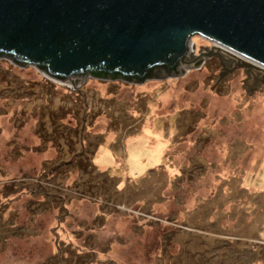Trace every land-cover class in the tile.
<instances>
[{"label": "rangeland", "instance_id": "obj_1", "mask_svg": "<svg viewBox=\"0 0 264 264\" xmlns=\"http://www.w3.org/2000/svg\"><path fill=\"white\" fill-rule=\"evenodd\" d=\"M222 71L68 89L0 58V264H264V90Z\"/></svg>", "mask_w": 264, "mask_h": 264}, {"label": "water", "instance_id": "obj_2", "mask_svg": "<svg viewBox=\"0 0 264 264\" xmlns=\"http://www.w3.org/2000/svg\"><path fill=\"white\" fill-rule=\"evenodd\" d=\"M224 54L264 70V0H0V58L68 89L176 79Z\"/></svg>", "mask_w": 264, "mask_h": 264}, {"label": "flooded vegetation", "instance_id": "obj_3", "mask_svg": "<svg viewBox=\"0 0 264 264\" xmlns=\"http://www.w3.org/2000/svg\"><path fill=\"white\" fill-rule=\"evenodd\" d=\"M216 59L219 61L220 68L223 70L222 73L227 74L233 69H238L237 67H234V65L237 63V60L230 57L229 55H226L220 60L218 58ZM239 69L243 71L244 74L242 84L245 86V88L250 85L254 91L264 90V70L241 67H239ZM228 70L229 72H227Z\"/></svg>", "mask_w": 264, "mask_h": 264}, {"label": "crops", "instance_id": "obj_4", "mask_svg": "<svg viewBox=\"0 0 264 264\" xmlns=\"http://www.w3.org/2000/svg\"><path fill=\"white\" fill-rule=\"evenodd\" d=\"M261 230L263 231L262 233H261V236H263L264 235V229H263V226L261 227ZM260 230V231H261Z\"/></svg>", "mask_w": 264, "mask_h": 264}, {"label": "trees", "instance_id": "obj_5", "mask_svg": "<svg viewBox=\"0 0 264 264\" xmlns=\"http://www.w3.org/2000/svg\"><path fill=\"white\" fill-rule=\"evenodd\" d=\"M251 176V175H250ZM70 242V241H69Z\"/></svg>", "mask_w": 264, "mask_h": 264}]
</instances>
